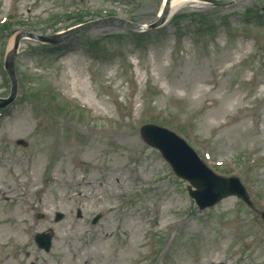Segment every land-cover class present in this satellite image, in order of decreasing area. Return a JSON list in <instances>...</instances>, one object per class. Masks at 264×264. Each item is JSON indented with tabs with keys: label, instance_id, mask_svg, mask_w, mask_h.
Here are the masks:
<instances>
[{
	"label": "rangeland",
	"instance_id": "374dc122",
	"mask_svg": "<svg viewBox=\"0 0 264 264\" xmlns=\"http://www.w3.org/2000/svg\"><path fill=\"white\" fill-rule=\"evenodd\" d=\"M163 1L0 0V97L17 33L98 22L16 42L18 91L0 108L7 264H264V0L190 2L139 32L115 21L152 23ZM150 122L238 176L255 209L236 196L199 209L140 136ZM49 229L46 252L33 235Z\"/></svg>",
	"mask_w": 264,
	"mask_h": 264
},
{
	"label": "water",
	"instance_id": "95a60500",
	"mask_svg": "<svg viewBox=\"0 0 264 264\" xmlns=\"http://www.w3.org/2000/svg\"><path fill=\"white\" fill-rule=\"evenodd\" d=\"M209 1H211L216 5H227L229 3H232L233 0H209ZM167 13H168V6L165 7L163 16L156 23L152 24L151 27H156L160 23H162L165 20ZM79 29L70 30L65 34H63V36L70 35L71 33L78 31ZM16 47H17V43L15 45L14 51L9 55L5 65L8 74L10 75L12 80L13 94L16 91V82L13 74V58L16 54ZM7 102L8 101H4L1 105H4ZM143 130H144L143 136L145 137V139L162 149L165 156L168 157L173 162L177 173L180 176L190 180L191 183L198 188V190L190 191V193L192 194V196L196 198L197 202L202 208L209 205H213L223 196L232 193L238 194L239 196L247 199L244 193V189L238 184V180L233 178L225 179L213 175L203 164L199 163L198 161H196L197 163L194 162L189 152L196 159L194 154L188 149V147L183 142L179 141L174 137V139H176L175 141H177L183 147V151H184L182 157L183 159L175 157L173 150L174 147L169 139L170 136H172L170 133L166 132L165 130L157 129L152 126H145ZM171 157L174 159L177 166ZM186 165L189 167V170L187 169ZM39 237L41 239V244L47 248L49 245V240H44L42 238L43 236H39Z\"/></svg>",
	"mask_w": 264,
	"mask_h": 264
},
{
	"label": "bare ground",
	"instance_id": "6f19581e",
	"mask_svg": "<svg viewBox=\"0 0 264 264\" xmlns=\"http://www.w3.org/2000/svg\"><path fill=\"white\" fill-rule=\"evenodd\" d=\"M168 1H169L170 16H171L175 12H177L179 9H181L183 6H185L186 4L190 2H196L197 0H168ZM4 193H5V190L3 188H0V194L3 195ZM12 220L15 221L16 224L18 225L19 221H17L16 217H13ZM11 227L14 229V225H11ZM4 228L5 227L0 224V234L2 235L6 231V229L4 230ZM12 237H15L16 240H18V237H16L14 234H10L8 238L12 239ZM7 263H8V258H6V256H3L0 258V264H7Z\"/></svg>",
	"mask_w": 264,
	"mask_h": 264
}]
</instances>
